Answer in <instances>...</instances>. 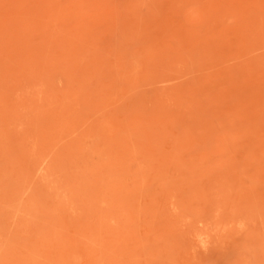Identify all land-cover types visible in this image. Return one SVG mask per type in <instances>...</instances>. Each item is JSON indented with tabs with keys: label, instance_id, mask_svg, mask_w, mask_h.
<instances>
[{
	"label": "rangeland",
	"instance_id": "rangeland-1",
	"mask_svg": "<svg viewBox=\"0 0 264 264\" xmlns=\"http://www.w3.org/2000/svg\"><path fill=\"white\" fill-rule=\"evenodd\" d=\"M0 264H264V0H0Z\"/></svg>",
	"mask_w": 264,
	"mask_h": 264
}]
</instances>
